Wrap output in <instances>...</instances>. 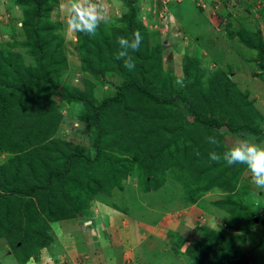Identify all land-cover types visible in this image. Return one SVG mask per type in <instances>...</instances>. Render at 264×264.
I'll use <instances>...</instances> for the list:
<instances>
[{
	"label": "trees",
	"instance_id": "16d2710c",
	"mask_svg": "<svg viewBox=\"0 0 264 264\" xmlns=\"http://www.w3.org/2000/svg\"><path fill=\"white\" fill-rule=\"evenodd\" d=\"M124 2L130 9L127 20L110 34L101 25L103 41L79 34L81 72L101 79L111 68L123 78L114 96L97 102L92 93L71 86L70 80L60 84L61 73L68 70L69 61L61 44L56 45L58 35L50 20L59 1L17 0L24 9L23 27L37 62L34 69L22 64L18 54L0 53V153L13 154L0 165V241L10 246V254L18 264L39 258L41 249L50 246L55 238L53 223L85 215L95 195L105 185L122 187V180L130 171L138 172L139 161L144 164L146 190L161 191L160 187L166 186L167 181L181 175L178 182L187 187V201L195 204L204 192H223L225 197L214 200V205L228 209L235 202L227 197L237 191L247 168L242 164L228 166L223 160L211 161L209 153H219L221 148L218 145L216 149L207 137L215 136L221 142L224 135L220 129L227 126L232 134L252 136L264 143L263 113L248 100V93H239L237 84L227 73L214 76L207 92L200 90L196 82L177 91L165 82L153 86L148 81L150 74V78L163 76V67L162 64L151 66L154 54L148 53L147 47L144 53L141 50L147 33H140L143 24L136 23V1ZM137 31L142 42L139 51L131 53L135 68L128 70L116 58L117 40L131 38ZM235 35L258 51V66L264 69V38L257 34ZM88 81L91 82L83 78V83ZM192 90L196 94L189 95ZM55 95L86 107L81 119L95 131L88 153L53 138L62 120L59 112L62 101H57ZM157 95H166L170 104L174 100L183 103L172 119L162 117L155 110L160 105ZM156 112L160 115H155ZM159 119L173 121V127L164 128ZM182 139L184 145H189L180 147L178 143ZM246 215L252 214L246 211ZM256 215L253 221L259 217ZM228 226L230 230H242L232 224ZM214 235L218 240L226 238L221 231L211 229L204 237ZM225 246V243L222 247L213 246L210 241L191 246V264H218L221 256L215 255H224ZM230 249L229 256L244 253L235 243Z\"/></svg>",
	"mask_w": 264,
	"mask_h": 264
},
{
	"label": "rangeland",
	"instance_id": "374dc122",
	"mask_svg": "<svg viewBox=\"0 0 264 264\" xmlns=\"http://www.w3.org/2000/svg\"><path fill=\"white\" fill-rule=\"evenodd\" d=\"M8 1L0 0V53L7 56L18 54L22 64L36 69V58L30 52V37L23 27L24 9L17 4V0ZM58 1L59 5L53 9L50 20L55 35H58L56 45L61 44L69 61L68 70L61 73L60 84L70 80L71 86L87 94L92 93L97 102L106 96H114L123 78L111 68L105 71L101 79L81 72L82 40L79 34L74 35L66 30L60 11L62 0ZM134 1L136 23L144 26L140 33H147V40L143 42L141 50L144 53L147 47V52L154 54L151 66L159 67L162 64L163 67V76L158 77L160 80L157 75L152 78L151 74L147 76L153 86L165 82L180 91L196 82L200 90L207 92L211 87V79L225 72L237 84L239 93H248V100L264 115V69L258 66V51L243 44L239 36H234L236 33L246 37L257 34L264 38V0H183L185 3L190 2L192 10L195 9L199 15L198 20L188 28L181 17L177 22L174 19L172 22L167 21V15L162 18L157 6L158 0ZM161 1L165 9L176 6L180 11L176 3L181 2ZM123 4L125 9L114 12L110 24H101L109 29L106 31L109 34L114 27H121L130 14L124 0ZM183 13L189 18L185 11ZM197 26L199 30L205 28L203 34L199 33ZM100 27L93 36L99 42L104 40ZM83 78L92 83H83ZM178 80L183 81V86L177 83ZM195 92L192 90L189 95ZM157 96L160 105H155V110L160 111L162 117L165 115L172 119L183 106L179 100L170 104L166 95ZM54 98L61 100L60 95ZM61 101L59 112L62 120L53 138L64 140L88 153L93 145L95 131L87 121L81 119L86 107L72 101ZM187 118H190L189 115ZM158 122L164 128L173 127V121L159 119ZM220 130L223 132L221 135H224L219 144V153H222L239 135L232 134L227 126ZM178 144L183 146L184 140ZM214 147L218 148L217 145ZM12 156L11 153H0V165ZM144 157L148 161L147 155ZM137 163L138 172L132 174L130 171L127 178L122 180V187L105 185L91 200L85 215L53 223V242L41 249L39 258L25 264H191V246H201L208 241L213 246L226 245L224 255H215L221 256L218 264H233L234 261L243 264L251 253L259 250L254 242H261L264 250V225L261 224L264 217V192L253 188L247 169L240 178L237 191L227 197V200L229 198L235 202L232 206L227 204L232 211L213 204V199H222L225 193L212 194L213 191H207L200 199L202 210L194 212L190 207L192 203L185 198L187 187L178 182L181 175L167 181L166 186L160 187L161 191H148L143 181L144 164L140 161ZM200 167L205 169L206 166L201 164ZM246 211L252 215H246ZM256 214L260 218L259 222L253 221V215ZM222 216L226 222L221 232L226 238L218 240L219 237L215 235L204 237L210 231L209 225L213 226L214 220H220ZM241 216L244 219L240 221ZM229 224L242 230H230ZM1 241L0 264H18L10 254V246L4 240ZM231 241L235 246L243 248L242 255L229 256L230 247L234 245ZM256 256L264 259L263 253L258 252Z\"/></svg>",
	"mask_w": 264,
	"mask_h": 264
},
{
	"label": "clouds",
	"instance_id": "9594fccd",
	"mask_svg": "<svg viewBox=\"0 0 264 264\" xmlns=\"http://www.w3.org/2000/svg\"><path fill=\"white\" fill-rule=\"evenodd\" d=\"M124 9L123 0H62L60 5L66 30L74 35L88 36H94L101 24L111 23L114 12ZM141 42L142 35L138 31L131 38L117 40L119 51L116 58L123 61L126 69L135 68L131 53L139 51ZM177 83L183 86L182 80ZM207 140L212 145L220 144L215 136H209ZM209 159L213 162L223 160L228 166L245 165L253 188L264 192V143L257 142L252 136H238L222 153L210 152Z\"/></svg>",
	"mask_w": 264,
	"mask_h": 264
},
{
	"label": "crops",
	"instance_id": "0c3cea01",
	"mask_svg": "<svg viewBox=\"0 0 264 264\" xmlns=\"http://www.w3.org/2000/svg\"><path fill=\"white\" fill-rule=\"evenodd\" d=\"M12 1L14 2V0H9L8 2H12ZM177 1L181 2V3H176V5L179 7L180 11H178L176 9V6H175V8L170 6L168 9H165L166 7H164V5H162V3H161L162 1L158 0L157 6L159 7L158 9L160 10L161 17L163 18V15H167V18L169 17V20H167V21H169V22H172L173 19H174L175 22H177L178 18L181 17V19L184 21L183 23L187 26V28H188V26L191 27L194 24V22L198 20L199 15H198L197 11L195 9L192 10L191 5H189L190 2L185 3V2H182L183 0H181V1L180 0H172L171 2H177ZM164 3H166V2L164 1ZM204 8H205V11H206V7L205 6H204ZM184 11H185V13L188 14L189 18H187V16L183 13ZM189 19H191V20H189ZM175 24L176 23L171 24V25L174 26ZM195 26H196V24L194 25V27ZM198 27L199 26H197L196 29L199 31V33L202 32V34H203V30L205 28H202V29L199 30ZM263 107H264V105H263ZM211 193L213 194V193H218V192L213 191ZM200 202H201V200H199L197 203L192 204L190 206V207H192V210L194 212H199V209L202 210V207L200 206ZM213 204H214V199H213ZM220 220H218V219L214 220L215 221L214 225L213 226L209 225V228L212 229V230L223 231L225 229L224 225H225V222H226V218H224L222 216L220 218ZM219 221H220V223H219ZM216 226H218V228ZM254 243L258 245L259 250L256 251L255 253H251V256H249L247 258V261L245 263H243V264H264V259L263 258L259 259V257L256 256L258 254V252L264 254V250H263L262 246L260 245L261 242L256 241ZM255 258L257 260H255ZM233 264H240V263H237V261H234Z\"/></svg>",
	"mask_w": 264,
	"mask_h": 264
},
{
	"label": "water",
	"instance_id": "95a60500",
	"mask_svg": "<svg viewBox=\"0 0 264 264\" xmlns=\"http://www.w3.org/2000/svg\"><path fill=\"white\" fill-rule=\"evenodd\" d=\"M259 220H260V218L257 217L255 222H259ZM261 224L264 225V217H263L262 220H261Z\"/></svg>",
	"mask_w": 264,
	"mask_h": 264
},
{
	"label": "flooded vegetation",
	"instance_id": "af4514ba",
	"mask_svg": "<svg viewBox=\"0 0 264 264\" xmlns=\"http://www.w3.org/2000/svg\"><path fill=\"white\" fill-rule=\"evenodd\" d=\"M262 220V219H261Z\"/></svg>",
	"mask_w": 264,
	"mask_h": 264
}]
</instances>
